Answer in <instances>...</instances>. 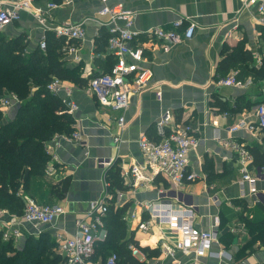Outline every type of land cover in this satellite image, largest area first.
<instances>
[{
  "label": "crops",
  "instance_id": "1",
  "mask_svg": "<svg viewBox=\"0 0 264 264\" xmlns=\"http://www.w3.org/2000/svg\"><path fill=\"white\" fill-rule=\"evenodd\" d=\"M115 1L122 2L132 12L131 28L138 32L140 39L144 38L147 29L169 28L177 18L195 24L192 36L171 45L169 50L155 46L145 51L143 63L151 69L152 78L140 94L132 96L123 112V130L116 125L119 112L101 106L87 88L91 74L109 70L114 63V56L106 48L109 17L98 13L101 0H71L56 7L47 6L51 0H34L33 6L39 7L44 17L42 22L33 11L22 10L20 18L4 28H8L12 36L24 34L30 48L37 46L42 34L50 33L57 38L54 27L62 22L80 24L85 32L84 38L67 41V44L74 43L73 51H64L65 66L77 70L82 84L62 79V85L55 93L63 103L66 99L76 104L69 114L73 118V131H79L80 140L71 142L62 134L46 144L50 160L52 155L55 156L53 162L57 167L55 175L45 176L46 182L60 177L68 181L61 199L47 197L60 203L64 212L48 224H25L23 238L47 232L55 239L57 248V235L69 236L75 219L82 217L89 202L101 198L106 177L111 189L122 192V197L114 198L109 205L125 207L120 219L125 228L123 240L126 244L138 243L158 250L156 255L149 256L137 245L141 252L133 257L138 261L146 264H264V244L259 241L253 244L250 253L244 251L236 256L246 232L232 231L240 225L241 217L255 222L264 219V175L258 172V168L264 166V129L241 127L231 130L239 120L253 125L256 122L254 107L264 99V77L254 79L249 74L240 77L238 70L231 68L227 74L235 71L237 77L252 78V84L239 88L218 85L214 79L227 47H242L245 53L238 63L243 66L259 68L264 63V24L259 20L256 5H244L243 0H111ZM114 23L122 25L123 21L117 19ZM216 96L224 101L227 109L221 110L212 103ZM166 109L173 112L178 123L190 124L198 139L197 145L188 152V168L198 178L177 189L175 198L158 196V189L168 187L160 174L152 180H138L133 184L131 173L124 174L121 170H129L141 162L137 145L139 134L154 137L155 121ZM113 136H119L121 141L114 142ZM231 142L240 143L252 154L247 170L256 178L254 192L242 179L238 154L232 149ZM111 157L115 161L110 168L105 170L97 165L98 158ZM115 170L120 186L113 187L109 173ZM207 183H212L213 188H207ZM44 189L48 192L46 184ZM151 201L170 204L174 209L192 205L195 224L201 229L211 228L212 216L218 215V241L212 245V250L226 249L232 260L194 257L180 251L172 256L162 254L157 240L168 232L163 224L152 219L148 232L136 229L140 219H149L144 204ZM228 236L235 239L227 247L225 238ZM95 249L85 264L104 261Z\"/></svg>",
  "mask_w": 264,
  "mask_h": 264
},
{
  "label": "built area",
  "instance_id": "2",
  "mask_svg": "<svg viewBox=\"0 0 264 264\" xmlns=\"http://www.w3.org/2000/svg\"><path fill=\"white\" fill-rule=\"evenodd\" d=\"M71 0H61L58 3L50 2L48 7H56ZM111 0H101L99 15L109 17V35L106 48L114 56V63L106 72L91 74L88 78L87 88L96 98L97 102L103 106L119 112L116 117V125L120 130L125 128V117L123 112L129 106L132 96L140 94L148 86L152 78V71L144 65L145 51L155 46L163 51L169 50L170 46L192 36L195 24L191 21L184 22L182 18H177L171 22L169 28L155 26L149 28L144 33V38L140 39L138 32L131 28L132 12L127 9L122 2ZM244 5H256L259 20L264 24V0H243ZM34 0H0V32L20 18L22 10H31L39 22L44 20L39 7L33 6ZM123 21L122 25H116L115 20ZM54 33L67 41H75L84 38L85 32L80 24L62 22L54 27ZM37 46L45 49L47 46L46 35L42 34ZM68 51L75 49L74 43L65 46ZM250 77L240 78L233 71L215 80L218 85L235 86L244 88L252 84ZM62 85V79L53 76L46 88L51 93H56ZM67 95L69 92L67 91ZM159 97V93L157 94ZM18 101L14 93H8L0 99V106H8L11 102ZM67 111L70 113L76 108V104L71 100H66ZM256 122L249 124L239 120L231 127V130L247 128L248 130L264 129V100H261L254 107ZM154 137L145 133L139 134L137 145L141 153V162L132 165L124 174L131 173L133 184L136 181L152 180L160 174L168 184L167 188L158 189L159 197H176V190L186 183L195 181L198 175L188 168V152L197 145L198 139L193 135L192 128L188 123H178L173 112L166 109L155 121ZM59 136V135H58ZM55 136V137H58ZM71 142L80 140L78 130L64 135ZM54 137V139H55ZM114 142L121 141L119 136H113ZM231 147L238 154L237 160L240 163L242 179L249 184V190L255 191V180L247 170V164L252 159L251 152L240 143L231 142ZM46 151L49 152L46 146ZM52 159L45 167V176H53L57 172V167ZM115 158H98L97 165L103 169H108L114 164ZM120 170V171H121ZM258 172L264 175V166L258 168ZM145 173L146 175H144ZM207 188H213L212 183H207ZM174 194H173V193ZM122 197V192L111 189L110 181L104 178V189L99 200L89 202L86 212L82 217L74 221L73 232L68 236L58 234L57 252L62 255V264H85L88 258L94 253L97 243L107 238V228L104 218L110 202L114 198ZM158 197V198H159ZM216 199V197H213ZM145 211L149 214V219H140L136 223V229L148 232L151 230V220L163 224L168 232L157 240V247L164 255H174L180 251L184 254H193L194 257L214 256L215 258H225L231 261L232 255L226 249L220 248L218 251L212 250V245L218 241V226L220 219L218 215L212 216V227L201 229L195 224V212L192 205L180 208H171L170 204L157 202H147L144 204ZM64 212L63 206L58 202H38L32 197H26L23 211L16 215L7 209L0 207V236L4 241H11L15 245L23 243L24 225L36 226L48 224L57 216ZM237 232H245L244 224L232 228ZM166 234H169L166 235ZM132 256L140 254V249L134 243L127 244ZM117 254L110 253L100 264H117Z\"/></svg>",
  "mask_w": 264,
  "mask_h": 264
},
{
  "label": "trees",
  "instance_id": "3",
  "mask_svg": "<svg viewBox=\"0 0 264 264\" xmlns=\"http://www.w3.org/2000/svg\"><path fill=\"white\" fill-rule=\"evenodd\" d=\"M51 1L58 3L61 0ZM46 42L45 49L38 46L30 48L24 34L10 37L0 32V98L14 93L18 99L14 105V115L9 120H3L0 109V207L16 215L23 211L25 195L36 199L46 197L47 203H52L53 199L47 195L61 199L68 185L65 177L50 182L45 180L44 170L50 161L45 148L47 142L55 136L68 135L73 131V118L67 106L46 86L53 76L78 84H82V81L75 68L65 66L67 42L54 38L50 33L46 36ZM244 53L240 45L227 47L214 79L225 76L231 68L238 70L240 77L246 74L254 79L264 77V63L259 68H248L238 63ZM212 103L221 110L227 109L218 96L214 97ZM235 106L239 107L237 104ZM109 174L113 187L120 186L116 180V170ZM45 184L48 192L44 189ZM124 210L123 206L113 208L109 205L105 220L107 238L97 243L95 250L101 254L103 249H112L104 258L115 252L117 264H146L131 255L123 240L125 228L120 219ZM241 219L246 234L242 236V245L236 256L244 251L250 253L257 241L264 244V219L259 222ZM234 239L226 237L225 245L228 247ZM139 248L149 256L156 255L158 251L147 246ZM0 264H62V258L56 251L55 239L47 232H41L37 237L27 236L20 245L4 241L0 236Z\"/></svg>",
  "mask_w": 264,
  "mask_h": 264
},
{
  "label": "rangeland",
  "instance_id": "4",
  "mask_svg": "<svg viewBox=\"0 0 264 264\" xmlns=\"http://www.w3.org/2000/svg\"><path fill=\"white\" fill-rule=\"evenodd\" d=\"M2 33L3 34H5V35H7V36H10V37H12V35H13V33L11 32V31H9L8 30V28H6V29H4L3 31H2ZM6 96V95H5ZM5 96H2L1 98H3V97H5ZM0 98V99H1ZM18 101H16V102H11L8 106H5V107H1L0 106V109L3 111V120L4 121H7L8 119H10V118H12L13 117V115H14V112H15V104L17 103ZM38 202H48V200H47V198L46 197H41V198H37L36 199ZM234 233H236L237 231L234 229V231H233ZM243 234V233H242ZM110 251H112V249H103L102 250V253H101V255H102V257H105ZM98 252L99 251H97V255L98 256H100L99 254H98ZM95 254V255H96Z\"/></svg>",
  "mask_w": 264,
  "mask_h": 264
}]
</instances>
